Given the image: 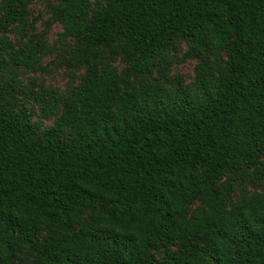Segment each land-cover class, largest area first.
I'll return each instance as SVG.
<instances>
[{
    "label": "trees",
    "instance_id": "1",
    "mask_svg": "<svg viewBox=\"0 0 264 264\" xmlns=\"http://www.w3.org/2000/svg\"><path fill=\"white\" fill-rule=\"evenodd\" d=\"M34 1L0 2V46L28 69L44 42L15 50L6 34ZM51 10L83 76L64 96L34 94L54 118L42 133L18 97L28 89L0 84V264H264V0ZM181 43L210 58L195 82L150 83Z\"/></svg>",
    "mask_w": 264,
    "mask_h": 264
},
{
    "label": "rangeland",
    "instance_id": "2",
    "mask_svg": "<svg viewBox=\"0 0 264 264\" xmlns=\"http://www.w3.org/2000/svg\"><path fill=\"white\" fill-rule=\"evenodd\" d=\"M56 3L57 0H35L29 8V22L17 24L6 34L15 50L26 45L31 39L35 42L37 40L44 42L45 48L39 54V62L35 66L28 69L16 65L14 61L16 56L10 58L9 53L0 46V59H3L0 63V84H13L16 90L23 87L28 89L27 95L18 92V97L22 101V107L33 111L32 125L38 129L39 133L51 127L54 124V118L44 117L40 109L41 104L35 101L34 94L38 93L44 100H47L53 91L64 96L81 82L83 76V70L70 67L68 63L74 40L65 34L64 28L59 23L51 22V8ZM209 60L210 58L206 55L198 58L191 57L188 53V45L181 43L176 50L167 54L163 63L158 62L157 69L149 78V82L161 83L168 89H173L177 80H180L184 86H189L195 82L198 65ZM110 64L119 68L126 66L121 59L115 62L110 61ZM229 182L231 181L228 177L223 181V185L227 187ZM244 187L247 193L262 190V187H258L253 180L246 181ZM240 197L239 189L234 187L229 202L236 203ZM168 250L169 248L161 246L155 253L160 257Z\"/></svg>",
    "mask_w": 264,
    "mask_h": 264
}]
</instances>
